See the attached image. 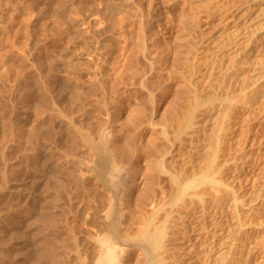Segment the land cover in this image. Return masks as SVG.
<instances>
[{"label": "bare ground", "instance_id": "6f19581e", "mask_svg": "<svg viewBox=\"0 0 264 264\" xmlns=\"http://www.w3.org/2000/svg\"><path fill=\"white\" fill-rule=\"evenodd\" d=\"M261 1L177 0L173 5L180 15L178 29L157 25L150 38L144 31L152 8L149 0L145 10L138 7L130 15L123 8L116 13L107 9V41L114 27L118 52L106 81L115 79L117 89L106 90L105 137L96 146L97 159L87 174L89 229L81 264H264V251H256L264 245V185L257 203L251 199L264 179V172H259L264 171L261 149H251L256 143L264 145ZM139 12L137 29L134 24L128 26L126 20L136 19ZM148 39L158 45L154 52ZM130 41L136 44L130 47ZM204 55L209 59L202 65ZM111 56L108 45L107 62ZM182 65L180 70L189 73L181 71L182 80H177L171 69ZM203 67L215 73L212 92L199 84L197 73ZM157 78L162 82L155 85ZM132 92L142 105L135 110L132 105L125 108V97ZM213 114L221 117L209 128ZM115 124H127L131 129L125 126L124 132L141 137L148 132L153 146L147 145L151 140L139 150L138 145L131 149L129 142V147L123 146L110 132ZM253 124L258 132L251 135ZM175 125L187 139L178 135L171 139ZM238 149L247 152L244 161L236 163ZM183 151L190 159L178 163ZM131 160L135 161L132 168ZM197 161L196 173L179 176L194 169ZM250 163L261 169H248ZM170 164L177 171L170 170ZM127 173L132 175L131 182L123 178ZM166 182L174 187L171 198L166 197ZM253 209L260 214L258 224ZM48 214L42 212L37 220L47 222ZM78 242L76 238L75 247ZM45 243L35 245L41 258L50 251Z\"/></svg>", "mask_w": 264, "mask_h": 264}, {"label": "rangeland", "instance_id": "374dc122", "mask_svg": "<svg viewBox=\"0 0 264 264\" xmlns=\"http://www.w3.org/2000/svg\"><path fill=\"white\" fill-rule=\"evenodd\" d=\"M149 1L152 8L149 15L145 13L146 38H150L151 29L157 25L174 31L178 29L180 15L178 7L173 5L177 0ZM147 2L0 0V264H79L83 261L85 235L89 229L86 219L88 172L97 159L95 149L105 137L106 90L115 92L117 89L115 79L109 83L106 81L107 71L118 52L116 31L112 25L110 41H107L105 30L110 15L107 9L116 13L118 8H123L130 15L138 7L145 10ZM140 15L139 12L136 19H127L128 26L134 24L137 29ZM147 42L154 52L158 45L150 39ZM134 44L129 42L130 47ZM108 45L112 52L110 62L106 57ZM140 47L138 44L137 48ZM208 59L204 55L200 63L208 64ZM182 67L171 69L177 80H182ZM202 69L197 73L199 84L212 92L215 73L206 72L205 67ZM183 72L189 73L187 69ZM155 81V85L162 82L159 78ZM128 94L125 108L133 106L131 110H135L142 106L138 104L137 93ZM159 96L158 92L157 98ZM142 109L146 112V108ZM220 117L217 114L209 117V128L219 122ZM253 125L251 135L258 132V125ZM115 126L118 124L113 125L110 132L120 138L123 146L129 142L131 147L133 145L131 149L138 145L135 149L139 150L151 140L148 132L141 137L140 133H128L131 126L127 124ZM125 126L126 130L128 128L126 132ZM119 128L129 135H124ZM112 133L109 137L116 139ZM182 133L175 125L170 130V137L175 139L178 135L187 139ZM147 136L150 139L146 140ZM153 143L147 142L148 147L151 148ZM253 148H260L264 156L263 144L256 143ZM246 152L247 149L236 150L235 162H243ZM189 159L190 155L183 151L178 163ZM132 162H128L129 167L135 166V161ZM199 165L197 161L194 169L188 166L190 169L179 176L186 177L192 171V174L196 173ZM168 167L177 171L172 164ZM254 168L261 169L257 163H250L248 169ZM131 176L127 173L123 178L131 182ZM262 180L251 196L253 204L262 194ZM165 187L166 197L171 198L174 187L169 182ZM43 210L50 217L44 223L37 220ZM252 212L258 224L260 214L254 209ZM76 238L78 247L73 243ZM252 240L256 241L255 238ZM40 243H45L50 251L54 249L52 254L48 251V257H39L37 246ZM76 248L82 258H78ZM256 251H264V245H259Z\"/></svg>", "mask_w": 264, "mask_h": 264}]
</instances>
